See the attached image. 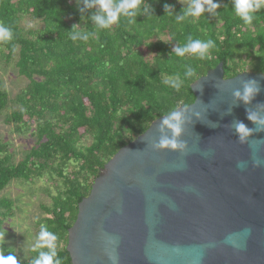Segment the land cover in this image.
<instances>
[{
    "label": "trees",
    "instance_id": "1",
    "mask_svg": "<svg viewBox=\"0 0 264 264\" xmlns=\"http://www.w3.org/2000/svg\"><path fill=\"white\" fill-rule=\"evenodd\" d=\"M109 2L114 8L123 0ZM197 2L204 11L194 17ZM211 2L218 7L210 10L207 0H138L128 10L133 15L121 11L105 26L95 19L107 16L100 0H0V24L11 29L0 41V65L14 61L27 80L13 96L0 81V117L34 141L16 161L11 144L0 140V230L14 215V200L1 196L10 182L43 180L50 198L39 205L45 216L35 220L39 240L26 257L18 259L4 241L0 255L32 264L50 251L39 238L43 226L57 236L53 261L71 264L67 235L77 205L122 146L156 118L192 103L190 84L220 61L225 77L264 73V7L245 24L234 0ZM72 33L88 40L73 41ZM198 39L213 41L203 58L176 53Z\"/></svg>",
    "mask_w": 264,
    "mask_h": 264
},
{
    "label": "water",
    "instance_id": "2",
    "mask_svg": "<svg viewBox=\"0 0 264 264\" xmlns=\"http://www.w3.org/2000/svg\"><path fill=\"white\" fill-rule=\"evenodd\" d=\"M190 88L99 171L68 229L71 264H264V73L225 77L220 61Z\"/></svg>",
    "mask_w": 264,
    "mask_h": 264
},
{
    "label": "rangeland",
    "instance_id": "3",
    "mask_svg": "<svg viewBox=\"0 0 264 264\" xmlns=\"http://www.w3.org/2000/svg\"><path fill=\"white\" fill-rule=\"evenodd\" d=\"M24 25H31L32 22L23 20ZM0 81L6 91L13 96L25 85L27 80L20 76L11 61L7 65H0ZM0 140L11 144V149L15 153V160L21 157V153L34 144L29 132H16L12 125H8L0 117ZM45 181H38L33 184L20 181H12L1 192V196H6L14 200V215L3 220L0 234H5L0 241L14 247L18 259H23L27 255V250L34 247L38 242L34 234V223L39 217H44L45 213L40 209L41 202L50 203V198L45 194Z\"/></svg>",
    "mask_w": 264,
    "mask_h": 264
},
{
    "label": "clouds",
    "instance_id": "4",
    "mask_svg": "<svg viewBox=\"0 0 264 264\" xmlns=\"http://www.w3.org/2000/svg\"><path fill=\"white\" fill-rule=\"evenodd\" d=\"M138 0H123L122 3L116 5L114 8L110 4L109 0H100L101 6L107 12L106 17H95V19L102 25H108L116 20L117 14L121 11L126 12L128 15H133L134 13L128 12L129 9H134L137 6ZM211 9H215L218 7L217 4L212 3L211 0H207ZM264 7V0H234V13L238 16L245 24H250L254 18L253 14L255 11H258ZM204 11V7L201 3L197 2L193 9L191 10L192 16H198L201 12ZM11 34V29L9 26L0 24V41L7 42L9 40ZM71 40L76 41L77 39L81 41H87L88 36L86 34L81 33H72L69 37ZM213 44L211 39H208L206 43H202L199 39L192 42L188 48H176L175 51L178 55H183L185 51H191L199 58H203L205 56V49H208L209 46ZM13 51H15V47L13 46ZM188 75H191V69H189ZM256 91L253 87H247L243 93V98L247 101L249 97ZM240 95V93H237ZM174 119H179L178 116L174 117ZM164 124H167L170 128L174 129V131L179 132V127L177 124L170 123L167 119L164 120ZM237 130L242 134L241 139L248 134V130L246 129L243 123H238L236 125ZM161 147L171 146L173 148L177 147V143L173 139H164L161 141ZM248 231V230H246ZM2 235V234H0ZM40 240L44 242L50 249L48 252H40L39 257L32 261V264H61L60 260L53 261V258L56 256V246L55 241L57 240V236L50 232L46 227H41L40 230ZM43 245H38V247H42ZM0 264H17L15 255L9 252L8 255H0Z\"/></svg>",
    "mask_w": 264,
    "mask_h": 264
}]
</instances>
